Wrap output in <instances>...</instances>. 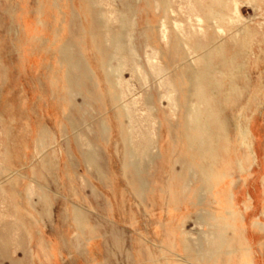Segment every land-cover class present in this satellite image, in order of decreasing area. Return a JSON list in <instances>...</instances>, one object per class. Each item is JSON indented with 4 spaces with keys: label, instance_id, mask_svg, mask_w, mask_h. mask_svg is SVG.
<instances>
[{
    "label": "rangeland",
    "instance_id": "obj_1",
    "mask_svg": "<svg viewBox=\"0 0 264 264\" xmlns=\"http://www.w3.org/2000/svg\"><path fill=\"white\" fill-rule=\"evenodd\" d=\"M199 1L212 3L29 0L16 35L7 33L16 0H0V111L18 112L0 121V161L20 173L12 187L0 166V264H32L31 230L64 236L65 264H264V0H236L242 18L222 22L225 55L198 63L211 73L201 82L216 113L203 108L200 125L166 84L185 76L197 91L186 79L190 57L171 19L169 45L156 28L171 7L184 32L200 27ZM217 1L234 10L233 0ZM242 25L257 34L241 42ZM213 33L198 37L207 44ZM155 46L168 73L155 71ZM231 57L242 71L221 75ZM240 121L254 157L240 144Z\"/></svg>",
    "mask_w": 264,
    "mask_h": 264
},
{
    "label": "bare ground",
    "instance_id": "obj_2",
    "mask_svg": "<svg viewBox=\"0 0 264 264\" xmlns=\"http://www.w3.org/2000/svg\"><path fill=\"white\" fill-rule=\"evenodd\" d=\"M211 1H212L211 4H206V5L204 3H202L201 1H199L200 13H198L196 15V17L194 16L196 18V22L200 26L198 28H195L193 26V27H191V31L184 32L183 24L180 21H178L177 19L171 18V16H173L175 14V10L172 7L171 8H167V9L164 10L165 15L163 14L164 16H161V18L159 17V20H158V23H157V26H156V28L158 29V31H160V35L158 36V40H159L158 42L161 41L164 44L169 45L170 40H171V31L168 29V26H167V22L166 21H167V19H171L172 20V24H171L172 26H171V28L176 33V37L178 38V43L181 45L182 49H184L185 52L187 53V55H189V57H190L189 62H190V65L192 66V67H190L191 75L189 76V73H188V76L189 77H186V79L190 80V78L192 76H194L199 81V86H198L197 91L196 92H192L191 88H187L186 86H184V83H185V79L184 78H185V76L184 77L182 76L183 77L182 78V77H178L176 75L173 78L168 79L167 82H166V84H167V86L169 88V93H171L172 95H176L177 98H178V94H180V92L182 93V97H184V99H185V106L188 107V110H189L188 111V116H189L190 120L194 124L197 121L198 125H200L199 123H201V117H202L201 116L202 115L201 112H202V109L203 108L209 109L211 111V113H212L213 118H216V113H215L214 109L212 108V103H211L212 95H206L205 94L204 86L202 85V82H201L204 79L205 74H208V76H209V75H211V73L208 72V70L207 71H200V69H198V63L203 62L205 64V66H209V64L211 63V58L213 57V55H217L218 54V55H221V57H223V55H225V43H224V38L223 37L226 35V31L224 29V26L222 25V22L234 24L236 22H241L239 19L242 18V16L240 15V13L238 11L237 1L236 0H233L234 5H235L234 10H231L230 9V6H229L228 3L227 4L220 3L217 0H211ZM163 2L165 3V1H163ZM227 2H228V0H227ZM165 8H166V6H165ZM7 11L9 13L12 12V9H11L10 6L8 7ZM112 20H113V18H112ZM18 21H21V20H18ZM37 21H38V19H37ZM40 22H42V21L39 20V23ZM31 23H33V22H31ZM204 25H206V28L202 27ZM20 29H22L21 26H20V22L16 23L15 20H11V23H10V26H9V30H8L7 33H9V34L10 33H16L17 31H20ZM205 29H208V30L211 29L214 32L211 35V40L207 44H203L201 42L200 38H199L200 37L199 36V33H204ZM35 33H36V31H35ZM256 34L257 33H255V32L249 31V29L247 28V26L242 25L241 27L239 26L237 28L236 33H235V36L237 38H239L241 42H244V41H242L244 38H246V37L247 38H253ZM203 35L204 34H202V36ZM3 39H4V37L3 38L0 37V44L3 41ZM14 45H15V43H14ZM15 48H16V46H15ZM115 49H116V47H115ZM197 50H199V51L201 50L202 52H199L198 53ZM152 52H153V55L151 56L150 59H152V62L153 63L160 64L159 68L157 70H155V71H157V72H163V73H168L167 71L170 70L169 69L170 61H168V59L165 57L166 55H165L164 51L162 50V48L161 47H156V46L155 47H152ZM161 57H163V59ZM120 58L121 59L119 61L118 67H117V71H118V74L119 75L122 73V68L124 67V65H126V60L125 59H127V58H125L124 54H122L120 56ZM113 59H115V58H113ZM228 61H230V63L232 65L230 64L229 65L230 67L227 66L226 67V71H224V72L222 70L219 71V73L221 75H224V76H229V75L230 76H233L234 72H236V71H234L235 69L238 72L239 71H242V68L244 67V64L243 63H239L237 65H233L234 57L229 58ZM223 63H224V61H223ZM224 65H225V63H224ZM215 69L213 71H215ZM171 72H172V70H171ZM231 89L234 90L235 88L233 87ZM250 91H251V89H250ZM259 92L260 91H258V93ZM228 94L229 93H227V95ZM261 102H262V100H261ZM14 108H9V109L6 108L4 110H1L0 111V121H4L5 122V121H12V120H14V118L16 117V114L18 113L17 110L14 111ZM263 119H264V117H263ZM239 125H241V127ZM239 125L237 127H238V132H239L238 135H239L240 144L242 146L246 147L248 153L254 157V152H253V147H252V133H251L250 130H249L248 133L245 130V126H248V123L246 121L245 122L244 121H240L239 122ZM4 130H5L4 131V134L6 135V138H7L6 139V143H9L8 141H11L9 139L12 138V136L14 138L15 136H14L11 128L5 127ZM36 152L39 153V150L37 149ZM86 156H88V155H86ZM4 157H5L4 162H7V163L9 162V164L12 167V164L14 163L13 162L14 160H13L12 152L11 151H6L5 154H4ZM86 160H88V158ZM0 166L2 168V170L0 169L1 170V173L5 172L6 169L7 170L9 169V167L4 166V164L2 165V162L1 161H0ZM238 166H239L240 169L243 168V164H242V159L241 158L238 159ZM8 173L10 175L9 178H8V180L10 181V184L12 185V187H14L15 186V184H14L15 182L14 181L16 180V176H19L20 175L19 170L18 169H14V168L13 169H9V172ZM234 194L236 196H238V200H239V198L241 199V197L243 196L242 190L236 191V193H234ZM256 194H257V190L253 193V196L256 197ZM262 212H263V215H264V210ZM78 224H79V222H78ZM40 252H41V250H40Z\"/></svg>",
    "mask_w": 264,
    "mask_h": 264
},
{
    "label": "crops",
    "instance_id": "obj_3",
    "mask_svg": "<svg viewBox=\"0 0 264 264\" xmlns=\"http://www.w3.org/2000/svg\"><path fill=\"white\" fill-rule=\"evenodd\" d=\"M37 2L38 4H40L39 0H37ZM28 4H29V0H16V2L10 3L9 6L12 9V12H10L11 20H14V18L16 17V12H17V16L19 15L18 19L21 20L22 15L24 13V7ZM37 24L40 25L39 22H37ZM38 32L39 29H37L36 33L34 34L38 36ZM19 33L20 31H17L16 35ZM38 61H43V57L40 58L38 57ZM31 236L33 243L34 241L36 243V247L33 250L32 264H65V259H66L65 253L62 250V245L64 244L63 242L64 240H66L64 236L55 235L56 237L52 236L53 237L52 238L49 237L45 232L44 233L42 231L36 232L35 230H31ZM84 264H88V263H84Z\"/></svg>",
    "mask_w": 264,
    "mask_h": 264
}]
</instances>
